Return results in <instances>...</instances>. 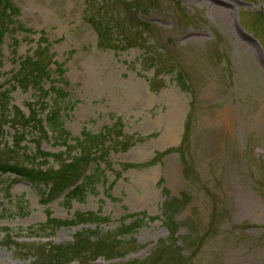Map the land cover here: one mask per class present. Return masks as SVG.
Listing matches in <instances>:
<instances>
[{
    "label": "rangeland",
    "instance_id": "rangeland-1",
    "mask_svg": "<svg viewBox=\"0 0 264 264\" xmlns=\"http://www.w3.org/2000/svg\"><path fill=\"white\" fill-rule=\"evenodd\" d=\"M11 1L0 45L10 107L28 115L37 100L13 73L39 45L51 55L44 89L65 92L69 147L48 133L39 145L51 157L35 163L78 157L86 134L97 181L66 204L0 175V264H48L77 233L117 236L136 219L120 254L88 264H264V0ZM23 140L36 153L33 132ZM86 213L104 221L53 223Z\"/></svg>",
    "mask_w": 264,
    "mask_h": 264
},
{
    "label": "trees",
    "instance_id": "trees-1",
    "mask_svg": "<svg viewBox=\"0 0 264 264\" xmlns=\"http://www.w3.org/2000/svg\"><path fill=\"white\" fill-rule=\"evenodd\" d=\"M18 14L17 8L11 0H0V45L6 33L12 31V25L15 24V17ZM18 27V26H17ZM1 53V48H0ZM1 56V54H0ZM51 55L48 54L47 47L39 45L29 56L20 59L17 69L13 73V80L16 86L21 88L32 87L38 93L37 100L29 106L28 115L22 113L18 108L10 107L11 88L2 89L0 85V175H13L31 185H42L47 191H41L42 201L44 198H55L62 195V200L66 204L72 201L83 199L90 190L94 188L97 181V172L85 173L91 160L90 145L98 140L84 134L83 140L78 142L80 146L79 156L71 158L69 161L60 160L57 168H42L35 162L37 159L45 162L50 154L41 150L39 142L43 138H50L59 143L63 140V145L69 147L67 132H64L60 105L63 103L65 92L56 89H44V85L51 78ZM13 88V85H12ZM12 109V110H11ZM40 109L48 110L44 119L40 118ZM12 131L13 142L11 146L7 145V129ZM27 131H32L37 138L36 153H29L21 143ZM93 139V141H92ZM186 140V138H185ZM60 157V156H58ZM140 216L130 215L129 217ZM104 221L93 213L77 214L71 221H53L56 228L67 225L87 224L95 221ZM141 222L136 219L128 226L120 228L119 235H108L90 239V235L85 232L76 234L73 242L66 246H58L46 254L48 264H66L72 259L78 260L79 264H88L89 256L97 255L113 257L120 254L121 236L131 233ZM123 250V249H122ZM127 264H142L139 262H128Z\"/></svg>",
    "mask_w": 264,
    "mask_h": 264
}]
</instances>
